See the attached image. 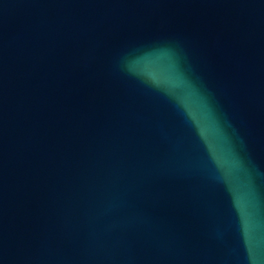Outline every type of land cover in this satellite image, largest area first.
I'll list each match as a JSON object with an SVG mask.
<instances>
[{"label":"water","instance_id":"water-1","mask_svg":"<svg viewBox=\"0 0 264 264\" xmlns=\"http://www.w3.org/2000/svg\"><path fill=\"white\" fill-rule=\"evenodd\" d=\"M0 264H264V0H0Z\"/></svg>","mask_w":264,"mask_h":264}]
</instances>
